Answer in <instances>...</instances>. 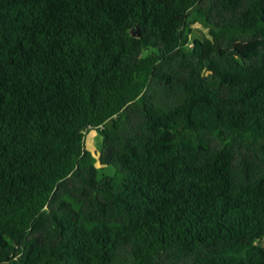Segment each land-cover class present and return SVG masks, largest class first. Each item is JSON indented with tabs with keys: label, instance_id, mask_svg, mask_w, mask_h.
I'll return each instance as SVG.
<instances>
[{
	"label": "trees",
	"instance_id": "trees-1",
	"mask_svg": "<svg viewBox=\"0 0 264 264\" xmlns=\"http://www.w3.org/2000/svg\"><path fill=\"white\" fill-rule=\"evenodd\" d=\"M263 240L264 0H0V264H264Z\"/></svg>",
	"mask_w": 264,
	"mask_h": 264
},
{
	"label": "rangeland",
	"instance_id": "rangeland-1",
	"mask_svg": "<svg viewBox=\"0 0 264 264\" xmlns=\"http://www.w3.org/2000/svg\"><path fill=\"white\" fill-rule=\"evenodd\" d=\"M210 35L208 34V29L205 28L202 24L197 23L192 28V33L190 34V39L192 41L196 39H200L204 41L206 38H209ZM102 145V138L98 131L92 130L86 135V147L96 156H99L100 153V147ZM97 167H102L101 163L97 161L96 163ZM103 174L107 175H114L115 173H118L115 167L107 165L104 166L101 170ZM264 246V240L260 242Z\"/></svg>",
	"mask_w": 264,
	"mask_h": 264
},
{
	"label": "water",
	"instance_id": "water-1",
	"mask_svg": "<svg viewBox=\"0 0 264 264\" xmlns=\"http://www.w3.org/2000/svg\"><path fill=\"white\" fill-rule=\"evenodd\" d=\"M131 34L133 36H139L140 32H139V30H136V31H133Z\"/></svg>",
	"mask_w": 264,
	"mask_h": 264
}]
</instances>
